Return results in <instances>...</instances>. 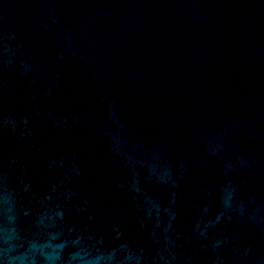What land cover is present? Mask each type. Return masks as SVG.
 Instances as JSON below:
<instances>
[{
    "label": "water",
    "instance_id": "obj_1",
    "mask_svg": "<svg viewBox=\"0 0 264 264\" xmlns=\"http://www.w3.org/2000/svg\"><path fill=\"white\" fill-rule=\"evenodd\" d=\"M0 264H264V0H0Z\"/></svg>",
    "mask_w": 264,
    "mask_h": 264
}]
</instances>
